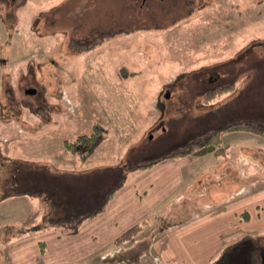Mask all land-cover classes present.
<instances>
[{
    "label": "rangeland",
    "instance_id": "obj_1",
    "mask_svg": "<svg viewBox=\"0 0 264 264\" xmlns=\"http://www.w3.org/2000/svg\"><path fill=\"white\" fill-rule=\"evenodd\" d=\"M239 120L264 126V0H0V264L29 230L77 224L65 215L102 206L142 166ZM96 126L102 140L87 158L65 147ZM250 137L264 156V135L221 134L247 170L235 154ZM192 168L191 185L161 209L170 215L124 250L133 257L111 248L86 264H160L162 228L233 182L208 183L203 160ZM39 190L64 217L45 216ZM230 247L224 264H264V232Z\"/></svg>",
    "mask_w": 264,
    "mask_h": 264
},
{
    "label": "crops",
    "instance_id": "obj_2",
    "mask_svg": "<svg viewBox=\"0 0 264 264\" xmlns=\"http://www.w3.org/2000/svg\"><path fill=\"white\" fill-rule=\"evenodd\" d=\"M255 140V143L251 142L253 137H250V145L240 146L235 154L237 159H246L248 170L241 163L229 161L230 144L228 152L222 156L210 154L157 160L151 167L140 169L124 180L107 203L105 198L103 211H99L102 206L98 205L92 211L65 215L82 218L98 211L78 230L47 228L19 238L10 245L11 264H86L99 260L97 254L108 250L114 238L133 224L145 219L147 228L158 220L163 222L170 212L161 209L172 195L182 194L187 181L193 177L192 166L201 160L210 166L205 172L208 183L223 185V179L233 174L227 194L220 198L204 197L202 202L207 206L197 212H178L182 214V220L164 226L162 238L157 241L159 248L156 241L154 248L160 251V264H207L224 245L232 246L246 234L253 237L264 232V156L259 153V139ZM55 164L50 170L58 174L60 166ZM188 184L191 185L189 181ZM39 192L44 194L39 198L45 202V216L64 217L61 214L63 207L58 203L47 206L53 200L42 190ZM189 203L185 201L184 206L189 208ZM243 216L248 219L244 220ZM52 234L56 237L43 239L46 250L41 252L39 242L42 239L37 242L36 237ZM35 246L37 249L32 254L29 248Z\"/></svg>",
    "mask_w": 264,
    "mask_h": 264
},
{
    "label": "trees",
    "instance_id": "obj_3",
    "mask_svg": "<svg viewBox=\"0 0 264 264\" xmlns=\"http://www.w3.org/2000/svg\"><path fill=\"white\" fill-rule=\"evenodd\" d=\"M214 92H215L214 89L206 91L205 97L210 99L211 95ZM235 129L236 130L244 129L247 131L255 132L257 134L264 135V126H262L258 122L253 121V120H239V121L229 123L224 127L217 128L215 130H211L205 136L197 138L195 140H192L190 143H188V145L184 149L176 151L170 155H166V156H164V158L165 157H181V156H186V155H190L192 157H201V156L210 155V154L211 155H218V156L225 155L228 152V145H223L221 134L223 132H225L226 130H235ZM102 136L103 135H102L101 128L99 126H96L90 133H81L75 139H73L71 141L65 140L64 141L65 147L69 150L76 151L77 153L82 155L83 158H87L90 154L93 153L94 149L101 142ZM156 162H157V160L152 161V162H150L147 165L142 166V167L143 168L144 167H150L153 164H155ZM112 194H113V192H111L110 194L107 195L106 203L112 197ZM106 203L104 205H102V207L100 208L99 211L104 209ZM97 212H93L88 216H84L82 218H79L77 224H74L70 219H68L65 224H59L61 226V227L59 226L60 227L59 230H61V231H76L80 228V226L85 221L90 219L91 216H94ZM146 222H147V220L143 219L142 221L133 224L132 226H130L129 228L124 230L122 233L117 235L114 238V240L111 242L110 246L108 247V250L111 248H114L112 250L116 251L117 259H120L119 257H125V254L128 257H133L134 255H130L129 253H125L124 250H127L130 247L135 249L139 243H142V240L140 242H138V238H140L142 236V234L145 233ZM56 225H58V224L56 223ZM50 227H51L50 225L45 224L44 228H42L41 230H46L47 228H50ZM55 227H57V226H54V228ZM38 231H40V230H38ZM29 232H34V230H29ZM249 237H251V236L246 234L243 236V238H241V240H243V241L247 240V239H249ZM135 242L138 244H136ZM39 245H40L41 251L44 253L46 250L45 249L46 248L45 242L40 241ZM230 249H231V247L229 244L224 245L220 249V251L217 253V255L207 264H224L228 258V252ZM121 251H123L124 253H122ZM144 253H145L144 256H147L148 252L144 251ZM141 256H142V254H141ZM141 256H139L140 259H141ZM116 257L111 258V260L115 259ZM139 258H136V260L133 262L136 263ZM154 258L158 259V258H161V256L157 255V257L155 256ZM103 261L108 262V260H106V258H103Z\"/></svg>",
    "mask_w": 264,
    "mask_h": 264
},
{
    "label": "water",
    "instance_id": "obj_4",
    "mask_svg": "<svg viewBox=\"0 0 264 264\" xmlns=\"http://www.w3.org/2000/svg\"><path fill=\"white\" fill-rule=\"evenodd\" d=\"M27 92L31 93V92H36V89L35 88H28L27 89Z\"/></svg>",
    "mask_w": 264,
    "mask_h": 264
}]
</instances>
